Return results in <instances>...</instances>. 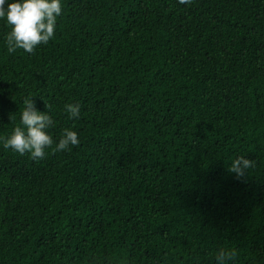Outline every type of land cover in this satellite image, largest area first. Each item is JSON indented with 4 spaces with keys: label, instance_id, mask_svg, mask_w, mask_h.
Returning <instances> with one entry per match:
<instances>
[{
    "label": "trees",
    "instance_id": "trees-1",
    "mask_svg": "<svg viewBox=\"0 0 264 264\" xmlns=\"http://www.w3.org/2000/svg\"><path fill=\"white\" fill-rule=\"evenodd\" d=\"M9 31L0 136L32 97L80 142L0 144V264H264V0H62L32 53Z\"/></svg>",
    "mask_w": 264,
    "mask_h": 264
},
{
    "label": "clouds",
    "instance_id": "clouds-1",
    "mask_svg": "<svg viewBox=\"0 0 264 264\" xmlns=\"http://www.w3.org/2000/svg\"><path fill=\"white\" fill-rule=\"evenodd\" d=\"M178 2L188 5L191 0ZM61 15L62 0H0V20L10 26L5 37L7 51L15 53L17 49H22L26 53H32L39 45H46L54 38L57 19ZM64 107L72 118L80 115L78 104L69 103ZM53 124L48 111L39 110L32 97H25L19 113V125L9 135L0 136V144L21 155L28 153L34 159L43 158L47 148L59 152L79 144L78 133L71 128H64L59 138L54 139L49 133ZM253 166V161L238 156L231 161L228 170L237 177H242ZM234 255L235 253L222 249L215 256V264H231Z\"/></svg>",
    "mask_w": 264,
    "mask_h": 264
}]
</instances>
